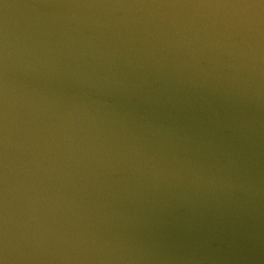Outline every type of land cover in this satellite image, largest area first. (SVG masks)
<instances>
[{
  "label": "water",
  "instance_id": "obj_1",
  "mask_svg": "<svg viewBox=\"0 0 264 264\" xmlns=\"http://www.w3.org/2000/svg\"><path fill=\"white\" fill-rule=\"evenodd\" d=\"M0 264H264V0H0Z\"/></svg>",
  "mask_w": 264,
  "mask_h": 264
}]
</instances>
